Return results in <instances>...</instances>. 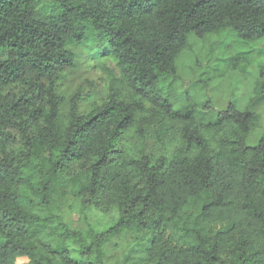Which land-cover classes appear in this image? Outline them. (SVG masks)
Returning <instances> with one entry per match:
<instances>
[{
  "label": "trees",
  "instance_id": "1",
  "mask_svg": "<svg viewBox=\"0 0 264 264\" xmlns=\"http://www.w3.org/2000/svg\"><path fill=\"white\" fill-rule=\"evenodd\" d=\"M192 39L246 72L264 0H0V264H107L123 236L125 264H264L261 119L174 105ZM67 189L113 225L68 226Z\"/></svg>",
  "mask_w": 264,
  "mask_h": 264
},
{
  "label": "rangeland",
  "instance_id": "2",
  "mask_svg": "<svg viewBox=\"0 0 264 264\" xmlns=\"http://www.w3.org/2000/svg\"><path fill=\"white\" fill-rule=\"evenodd\" d=\"M259 47L262 48L263 45ZM229 53L231 55V50ZM219 56V54H213L210 57L206 48L203 52L202 44L197 39H192L189 50L179 59L178 81L174 85L176 92L173 93L172 101L177 108L184 107L183 104L187 103L186 91L195 89L194 94L200 101L199 107H203L208 119H215L217 114L226 110L229 105L257 113L261 119V129L249 138V144L254 145L262 133L264 134V90L258 89L256 85L260 82L264 83V68H262L264 54L253 57V62L246 72L243 68H238L239 62H233L229 68L225 66V63H218ZM217 67L220 70H211ZM209 75L210 79L207 78ZM203 79H208L207 84ZM77 166V164L74 165L72 170H75ZM66 197L70 200V202L65 201L68 206L64 204L59 211L57 210V214L72 228L86 233L90 230L103 231L112 226L117 219V214L110 213L105 206H102V209L92 208L86 212L87 215L82 214L80 202L70 189H67ZM132 244L131 238L126 236L114 239L113 243L105 248L106 263L125 264V258ZM18 264L30 263L27 258H23L18 260Z\"/></svg>",
  "mask_w": 264,
  "mask_h": 264
}]
</instances>
